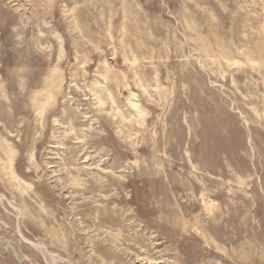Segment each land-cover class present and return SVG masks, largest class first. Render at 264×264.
I'll use <instances>...</instances> for the list:
<instances>
[{"label": "rangeland", "instance_id": "rangeland-1", "mask_svg": "<svg viewBox=\"0 0 264 264\" xmlns=\"http://www.w3.org/2000/svg\"><path fill=\"white\" fill-rule=\"evenodd\" d=\"M0 264H264V0H0Z\"/></svg>", "mask_w": 264, "mask_h": 264}, {"label": "bare ground", "instance_id": "bare-ground-1", "mask_svg": "<svg viewBox=\"0 0 264 264\" xmlns=\"http://www.w3.org/2000/svg\"><path fill=\"white\" fill-rule=\"evenodd\" d=\"M48 81L51 82V78H48Z\"/></svg>", "mask_w": 264, "mask_h": 264}]
</instances>
